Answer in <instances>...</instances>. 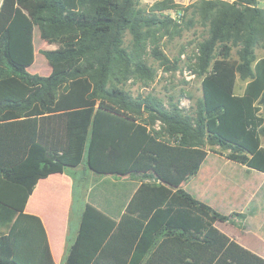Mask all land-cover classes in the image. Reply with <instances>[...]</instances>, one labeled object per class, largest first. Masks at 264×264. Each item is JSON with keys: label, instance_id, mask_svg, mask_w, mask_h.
<instances>
[{"label": "trees", "instance_id": "obj_1", "mask_svg": "<svg viewBox=\"0 0 264 264\" xmlns=\"http://www.w3.org/2000/svg\"><path fill=\"white\" fill-rule=\"evenodd\" d=\"M259 0H3L0 7V264H55L40 216L26 211L38 179L78 166L140 179L119 220L87 204L64 264H264L215 222L206 205L177 190L206 146L264 172V7ZM190 16L207 34L195 71L202 96L192 111L134 95L173 60L164 35ZM185 20V19H184ZM63 49L43 48L52 72L28 71L34 30ZM129 31L133 38L126 44ZM237 48V57L232 50ZM176 64V63H175ZM174 64V65H175ZM173 65V66H174ZM172 66V65H171ZM238 77L246 81L236 93ZM160 121L165 136L153 130ZM150 173L161 180L146 182Z\"/></svg>", "mask_w": 264, "mask_h": 264}, {"label": "crops", "instance_id": "obj_2", "mask_svg": "<svg viewBox=\"0 0 264 264\" xmlns=\"http://www.w3.org/2000/svg\"><path fill=\"white\" fill-rule=\"evenodd\" d=\"M2 2L0 0V7ZM38 32L36 27V55ZM47 43V40H43L40 47L47 46ZM50 70L52 71L51 66L48 70L51 73ZM206 149L208 154L200 167L190 173L177 190L190 200L206 205L217 215L215 224L220 230L264 257V172L228 158L226 152L216 153L208 147ZM210 155L214 157L209 159ZM86 159L85 155L78 166L38 179L27 201L26 211L40 216L43 221L55 264H64L69 248L79 233L87 204L90 203L119 220L142 182L136 177L142 175L141 172L136 173V176L101 174L91 169ZM84 161L86 169L81 170L79 167ZM222 163L229 167L228 171L226 167L224 171L221 169ZM78 171H84L85 174L79 181ZM97 175L99 176L96 177ZM228 175L232 177L229 178ZM145 181L161 182L155 173H150ZM78 182L81 184L77 185ZM79 199L83 206L78 211L77 227L73 229L75 206Z\"/></svg>", "mask_w": 264, "mask_h": 264}, {"label": "rangeland", "instance_id": "obj_3", "mask_svg": "<svg viewBox=\"0 0 264 264\" xmlns=\"http://www.w3.org/2000/svg\"><path fill=\"white\" fill-rule=\"evenodd\" d=\"M157 0H140V5L147 7L153 4ZM199 0H175L187 6L193 2ZM233 2L235 0H225ZM259 6L264 7V0L258 2ZM165 13L171 14L173 17L178 18L179 22L183 25V32L181 35H176L174 37H168L167 35L157 41L161 49H163L167 55L173 60V64L168 66L161 65L158 60L151 56V50L154 47V44L151 40L148 41L146 58L149 64L153 65L156 68L155 77L145 84L141 81L130 79L127 83V89L131 90L134 95H148L151 94L158 100H161L166 106H169L170 103H177L183 108L186 112L192 111L195 108V103L199 97L202 96V76L198 75L195 71L197 64V56L199 55V42L203 40L207 34V28L202 27L199 22L195 24L190 23V16L186 18L181 17L174 10H165ZM185 19V20H184ZM132 34L127 31L125 35L126 44L130 45L132 42ZM43 40L40 37L39 32L36 34V45H37V55L34 64L28 68V71L31 73H39L41 75H48L50 64L43 53V48L48 49H63L62 42L57 43H47V46H42ZM46 45V44H45ZM237 48L232 50V56L237 57L236 54ZM258 56H264V49H257ZM176 63V64H175ZM175 64V65H174ZM172 65V66H171ZM174 65V66H173ZM52 68V67H51ZM51 71V70H50ZM52 72V71H51ZM246 81L238 77L236 85V93L241 94L244 91ZM262 112L264 113V106ZM153 130L157 131L159 134L165 136L163 124L160 121H157L153 126ZM264 143V140H263ZM210 150L216 153H228L230 150H224L220 146H209ZM214 155H210L209 159H212ZM208 164V162H207ZM226 165L221 164V169L224 171ZM81 170H85V161L79 167ZM222 170L220 173H222ZM226 170H229V167H226ZM227 174V172H225ZM85 176L84 171H78L77 180H82ZM97 175L96 177H98ZM229 178L232 175H228ZM263 177V176H262ZM81 182H78V184ZM83 206V202L79 199L78 203L75 206V220L73 222V229H76V218L78 217V211Z\"/></svg>", "mask_w": 264, "mask_h": 264}]
</instances>
